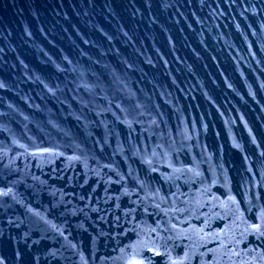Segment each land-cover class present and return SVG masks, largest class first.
I'll list each match as a JSON object with an SVG mask.
<instances>
[{
	"label": "water",
	"instance_id": "water-1",
	"mask_svg": "<svg viewBox=\"0 0 264 264\" xmlns=\"http://www.w3.org/2000/svg\"><path fill=\"white\" fill-rule=\"evenodd\" d=\"M0 264H264V0H0Z\"/></svg>",
	"mask_w": 264,
	"mask_h": 264
}]
</instances>
